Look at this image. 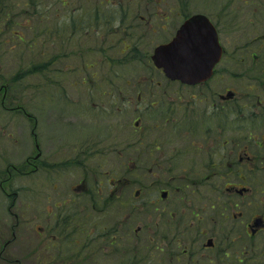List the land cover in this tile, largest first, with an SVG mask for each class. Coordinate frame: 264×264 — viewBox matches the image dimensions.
Here are the masks:
<instances>
[{"label": "rangeland", "instance_id": "obj_1", "mask_svg": "<svg viewBox=\"0 0 264 264\" xmlns=\"http://www.w3.org/2000/svg\"><path fill=\"white\" fill-rule=\"evenodd\" d=\"M22 1L11 0V6L14 7L13 22H16L14 32L22 34L25 43L7 30L0 35V38L8 36L10 40L8 51L5 45L0 46V84L8 78L12 85L7 107H0V171L28 164L27 159L35 153L36 140L25 110L36 119L37 141L42 143V149L53 164L62 163L66 151L82 144H100L106 154L95 161L88 160L77 172L55 173L48 184L40 183L39 193L28 175L0 187V264L2 255L12 264H58L48 257L55 254L53 247H49L53 240L51 234L57 237L59 232H51L47 237L41 236V230L55 223L53 214L62 211V208L54 207L56 202L61 204L67 199L71 188L77 187L80 181L84 184V193L95 197L96 192H89L96 188V180L101 177L107 180L112 171H116L115 177L121 181L116 188L123 201L133 200L141 206L140 203L155 193L149 191L150 179L139 174L146 160L137 144L140 131L136 122L140 121L142 127L151 125V133L160 132L152 126L156 121L148 119L152 118L150 114L162 113L170 106L171 98L180 96L174 94L176 89L164 88L153 94L145 90V101H136L137 88L167 82L151 62V55L162 43L164 34H149L145 24L168 22L167 27L173 33L186 16L195 13L214 15L219 8L207 5L208 0H35L36 14H32L35 7L34 11L27 8L28 13L23 15ZM117 10L120 11L118 15L109 17L117 14ZM40 13L48 18L44 19ZM75 24L78 28L73 31ZM36 42L37 47L33 48L37 52L31 53L27 49ZM123 48L127 50L124 52ZM37 64L41 67L43 64V73L30 74L16 81L18 72ZM119 88L125 91L124 103L128 107H118L116 111L108 103L106 94ZM188 91H182L181 99L196 105L188 96H198V93ZM154 98L160 104L152 108ZM62 101L65 107L61 105ZM160 121L163 120L158 118L157 122ZM194 142L204 146L203 138L195 137ZM134 168L136 171L132 170ZM180 174L173 175L179 177ZM135 190L141 192L138 199L134 196ZM81 200L85 203L83 198ZM88 203H92V199ZM162 204L166 212L171 210L178 214L177 204ZM149 211L148 207H139L134 212L130 207L113 208L112 215L109 213L103 218L97 211L87 209L85 226L88 229H81V240L92 236L93 241L84 246L88 258L83 257L81 264H120L122 258L129 262L130 257L138 253L140 255L131 264H157L154 260L160 255L162 264H174L164 258L168 251L158 254L156 248L149 249L154 245H165L158 236H153L155 231L165 228L157 229L152 225L156 214ZM166 212L157 214L155 221L165 222ZM119 221L127 222L122 224L123 239L118 246L125 253L122 256L103 249L109 240L106 227ZM101 235L104 243L97 249L95 236ZM74 252H78L76 247Z\"/></svg>", "mask_w": 264, "mask_h": 264}, {"label": "flooded vegetation", "instance_id": "obj_2", "mask_svg": "<svg viewBox=\"0 0 264 264\" xmlns=\"http://www.w3.org/2000/svg\"><path fill=\"white\" fill-rule=\"evenodd\" d=\"M207 5L219 8L214 15H204L217 31L223 53L209 77L198 84L186 85L179 80H169L163 75V70L156 69L166 78V84L136 89L137 102L145 101V90L153 94L162 92L164 88L176 89L174 94L180 96L171 98L167 110L150 114L152 118L148 119L156 121L152 126L160 132L151 133V125L143 123L142 127L140 121L136 122L140 131L137 144L142 158L146 160L139 174L150 179L149 191L155 193L140 203L141 206L133 200L123 201L116 188L121 183L115 177L116 171H112L107 180L103 177L96 180V188L89 192H96L95 199L92 194L84 193V184L80 181L77 187L71 188L67 199L61 204L56 202L54 207L62 208V211L53 214L55 223L41 230V236L48 237L51 232H59V217L67 216L70 218L68 226L74 230L71 241L74 252V247L78 251L81 245L84 249L93 241L90 237L81 240V229H88L85 226L87 209L97 211L104 218L106 214L112 215L113 208L124 210L130 207L134 212L139 207H148L150 213L156 214V220L160 213L166 212L161 207L162 203L177 204L178 214L169 210L165 222L154 220L152 224L157 229L165 228L155 231L153 235L158 236L165 245L150 248H156L158 254L168 251L164 257L167 262L264 264V0H208ZM145 26L149 34H164L162 43L170 42L177 31L170 32L168 22L164 21L150 22ZM9 42V37L5 36L2 45L7 51ZM11 86L8 78L0 84V107H7ZM189 89L198 93V96H188L196 105H192L190 100L181 99ZM125 96L121 88L106 94L108 103L116 111L118 107L125 109ZM199 103L200 107L197 108ZM151 104L154 108L160 101L154 98ZM137 110L141 111L140 107ZM145 112L149 113L147 110ZM25 117L32 126V136L36 140L35 153L27 159L28 164L24 163L28 169L10 166L7 171H0L1 188L6 182L11 184L12 180L16 182L17 178L28 175L37 185L39 193L40 183L48 184L55 173L77 172L88 160L106 155L100 144H82L66 151L62 163L55 165L42 149V143L37 141L34 129L36 119L26 110ZM158 118L163 121L157 122ZM195 137L203 138L204 146L195 145ZM131 143L129 141L128 144ZM125 150L128 151V148ZM193 159L194 162L191 161ZM179 172V177L173 175ZM175 183H179L178 187ZM134 193L136 199L141 195L139 190ZM88 196L89 201L92 199L90 204ZM122 224L127 222L119 221L106 227L109 234L106 238L109 240L103 249L111 250L117 256L123 252L118 247L123 239ZM51 238L53 240L49 247H53L55 254L48 258L59 262L63 247L59 243L54 244L60 239L59 233L57 237L51 234ZM103 240L95 238L97 249L102 247ZM82 254L85 258L88 256V253ZM162 258L160 255L154 261L162 264Z\"/></svg>", "mask_w": 264, "mask_h": 264}, {"label": "water", "instance_id": "obj_3", "mask_svg": "<svg viewBox=\"0 0 264 264\" xmlns=\"http://www.w3.org/2000/svg\"><path fill=\"white\" fill-rule=\"evenodd\" d=\"M152 56L167 77L196 84L209 77L222 53L211 22L195 15L186 19L173 40L157 47Z\"/></svg>", "mask_w": 264, "mask_h": 264}, {"label": "trees", "instance_id": "obj_4", "mask_svg": "<svg viewBox=\"0 0 264 264\" xmlns=\"http://www.w3.org/2000/svg\"><path fill=\"white\" fill-rule=\"evenodd\" d=\"M36 4L37 3L35 2V0H23L21 3V5L23 7V15H25V13H28L26 11L27 8H31L34 11ZM13 8L14 7L11 6V0H0V35L2 32L4 33V31L7 30L10 32L11 35H13L14 37L16 36L18 40L25 43L24 36L22 34L19 35L18 34L19 32H16V31L14 32V25L16 24V22H13V18H14L13 17V12H14ZM36 10H37V7L35 9V12H33L32 14H36ZM111 11H113V10H111ZM117 11H118L117 14H114V15L109 16V17H115L116 15H118L120 11L119 10H117ZM40 16H41V13H40ZM41 17H44V19L48 18V16L45 17L44 15ZM26 19H28V18H26ZM73 20H75V19H73ZM28 21L26 20V22H28ZM77 28H78V26H76V24H75L73 27V31L77 30ZM39 39L41 40V38L38 37V41H40ZM2 44H3V39L0 38V46ZM30 45H29L27 50H29L31 53L37 52L36 48H33V47H37V42L34 44L32 43ZM123 46L125 47V45H123ZM122 50L125 52L127 49L123 48ZM41 65H42V67L40 66V64L32 65V66H29L28 69H26L25 71L18 72V74L15 78L16 81L23 79V77L28 76L30 74L35 75L39 72L43 73V71L41 70V68H43V64H41ZM21 168L28 169L29 167H28V165H26V166H21ZM21 168H20V170H21ZM94 199H95V197H94ZM69 221H70V218H68L67 216H63V218L59 217L58 230H59L60 239L58 240V242H54V244L58 245V243H59L61 248L63 247V249L64 248L65 249L61 250V254H60L61 259L58 262V264H81L80 261L84 257V255L82 253L86 254V252L82 248V245L79 248L78 252H73V250H71L72 246H73V243L71 241L73 238L74 230L70 229V226H68ZM95 237L103 239L102 235H101V237L100 236H95ZM91 238H92V236H91ZM123 249H124V247H123ZM149 249H152V248H149ZM125 250H127V249H125ZM123 254H125V253L121 252V255H123ZM2 257H3V260L1 262L2 264H12V261H10V259L5 257V255H2ZM137 257L138 256L134 254L133 256L130 257L129 262L124 261V259L122 258V261H123L122 264H131V261ZM87 258L88 257H86L85 259H87ZM82 260H84V259H82Z\"/></svg>", "mask_w": 264, "mask_h": 264}]
</instances>
